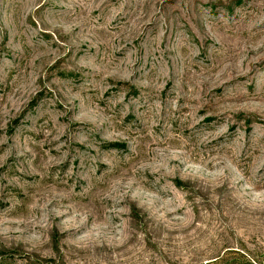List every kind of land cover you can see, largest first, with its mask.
Masks as SVG:
<instances>
[{
    "label": "rangeland",
    "instance_id": "obj_1",
    "mask_svg": "<svg viewBox=\"0 0 264 264\" xmlns=\"http://www.w3.org/2000/svg\"><path fill=\"white\" fill-rule=\"evenodd\" d=\"M264 264V0H0V264Z\"/></svg>",
    "mask_w": 264,
    "mask_h": 264
},
{
    "label": "trees",
    "instance_id": "obj_2",
    "mask_svg": "<svg viewBox=\"0 0 264 264\" xmlns=\"http://www.w3.org/2000/svg\"><path fill=\"white\" fill-rule=\"evenodd\" d=\"M207 264H234V263L232 262V259H229L228 257L224 258V256H220L215 260L208 262Z\"/></svg>",
    "mask_w": 264,
    "mask_h": 264
}]
</instances>
